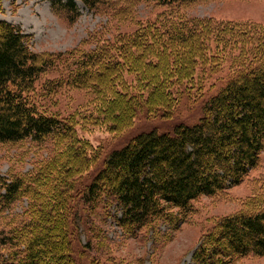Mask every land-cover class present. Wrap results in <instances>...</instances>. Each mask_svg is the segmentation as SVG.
Returning a JSON list of instances; mask_svg holds the SVG:
<instances>
[{
  "label": "trees",
  "instance_id": "1",
  "mask_svg": "<svg viewBox=\"0 0 264 264\" xmlns=\"http://www.w3.org/2000/svg\"><path fill=\"white\" fill-rule=\"evenodd\" d=\"M77 1L96 10L101 0L58 1L55 6L77 16ZM155 1L179 6L193 0ZM171 18L174 16L169 15L164 29L142 26L94 50H75L69 60L61 54L44 58L33 52L29 35L18 26L0 21V145L29 139L37 144L51 143L57 149L58 141L79 142L74 131L76 123L47 114L38 102L51 91L44 86L40 95L35 83L41 74L58 65H66L64 78L71 84L88 88L92 96L99 98L96 108L85 117L93 118L91 122L96 124H108L109 130L115 132L131 122L140 109L151 113L154 107L173 108L182 96L177 97L175 84L180 90L183 87L190 91L197 69H201L197 74L201 79L202 71H215L222 65L218 61L236 50L248 51L252 47L250 57L232 69L227 84L205 103L197 124L178 125L172 133L150 131L136 136L105 158L84 190L70 179L87 171L82 163L90 167L96 156L83 155L84 151L74 153L73 165L81 167L65 169L68 188L61 190L58 197L51 195L45 206H38L39 215L29 222L32 233L25 241V256L10 264H79L66 239L64 216L73 194L80 195L82 205L112 198L121 211L119 226L137 236L139 231L158 224L160 218L176 228L191 213L194 201L226 192L257 167L264 150V27L244 25L228 30L223 26L227 23L213 20ZM213 43L223 53L233 45L229 53L219 54ZM196 61L198 67L192 73L190 66ZM125 72L135 78V87L124 86ZM63 76L61 71L60 79ZM105 103L111 105L110 116L106 115ZM53 178L26 181L1 175L0 208L21 199L31 188L47 193ZM53 183L55 187L57 180ZM47 208H55L57 216ZM7 240L0 237V264H9L1 256ZM193 255L194 264H234L251 255L263 256L264 208L224 217L215 231L205 233Z\"/></svg>",
  "mask_w": 264,
  "mask_h": 264
},
{
  "label": "rangeland",
  "instance_id": "2",
  "mask_svg": "<svg viewBox=\"0 0 264 264\" xmlns=\"http://www.w3.org/2000/svg\"><path fill=\"white\" fill-rule=\"evenodd\" d=\"M58 1L67 2L0 0V21L18 26L29 35L33 52L44 58H54L61 54L65 60H69L75 50H94L105 41L137 32L142 26L149 29L155 25L157 31L164 29L169 15L175 19L181 18V21L198 19L227 23L223 26L228 30L244 25L264 27V0H193L179 6L163 5L155 0H101L99 9L96 10H90L82 1H77V16L56 8L55 3ZM174 18L171 19L175 21ZM152 30L156 31L154 28ZM231 45L226 47L224 53L221 47L217 50L214 43L213 48L219 54H227ZM251 49L252 47L248 51L236 50L235 54L218 61L222 64L219 69L210 71L208 68L202 71L201 79H198L197 74L201 69L196 70V61L190 66L192 73L196 70L190 91H184L183 87L180 90L176 84L174 86L177 97L180 94L182 96L173 108L154 107L151 108V113L144 108L140 109L131 122L115 132L109 130L108 124H96L91 122L93 118L85 117L96 108L99 98L92 96L88 88L71 84L69 79L64 78L67 75L64 68L66 65H58L55 70L41 74L35 83L36 90L40 93L47 86L51 91V94L46 93L48 97L41 96L38 99L41 109L62 121H71L73 125L76 123L74 131L80 140L75 144L58 141L59 150L54 149L51 143L37 144L29 139L0 145V176L12 179L21 177L26 181L54 177L47 193L42 194L41 190L38 193L31 188L21 199L0 208V237L8 239L4 250H1L2 259L10 264L25 256V241L32 233L29 222H34L39 215L41 208L38 206L42 203L45 206L52 196L58 197L61 190L68 188L69 183L64 180L68 168L76 170L81 167L78 164L73 165L74 153L84 151L83 155L85 153L86 156H96V159L90 161V167H85V163H82L83 169L87 168V171L82 170L70 179L74 185L84 190L101 168L105 158L136 136L150 131L172 133L178 125L197 124L203 116L205 103L227 84L228 78L233 75L232 69L242 65L244 59L250 57ZM235 58L238 59L237 63ZM61 71L64 76L60 79ZM123 77L124 86L130 85L133 88L137 84L132 75L125 72ZM141 85L138 84L139 87ZM169 86L167 85L173 91ZM115 101L117 105L119 99ZM110 106L104 104L108 116L111 113ZM63 147L66 150L61 152ZM54 170H58L57 174L52 172ZM56 180L54 187L53 182ZM62 186L64 187L61 188ZM65 197L68 199L67 195ZM79 199L80 195L73 194L64 214L67 224L66 239L72 245L79 264H194L193 254L203 236L208 231H215L224 217L264 208V150L260 154L257 167L242 182L224 193L213 197L203 196L194 201L191 213L176 228L160 218L158 224L139 231L137 236L129 235L117 222L121 211L114 205L112 198H106L105 202L95 205H82ZM47 210L54 217L57 216L55 208ZM234 264H264V255H251Z\"/></svg>",
  "mask_w": 264,
  "mask_h": 264
}]
</instances>
